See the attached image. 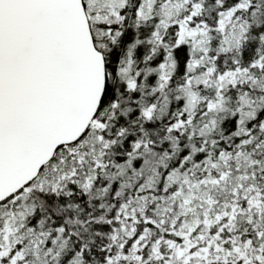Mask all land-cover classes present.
Listing matches in <instances>:
<instances>
[{
  "label": "snow or ice",
  "instance_id": "obj_1",
  "mask_svg": "<svg viewBox=\"0 0 264 264\" xmlns=\"http://www.w3.org/2000/svg\"><path fill=\"white\" fill-rule=\"evenodd\" d=\"M0 264H264V0H0Z\"/></svg>",
  "mask_w": 264,
  "mask_h": 264
}]
</instances>
